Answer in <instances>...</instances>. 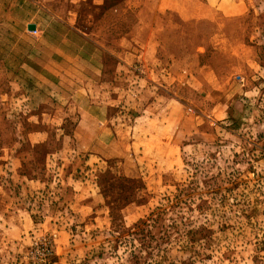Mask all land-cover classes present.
Segmentation results:
<instances>
[{
	"label": "rangeland",
	"instance_id": "374dc122",
	"mask_svg": "<svg viewBox=\"0 0 264 264\" xmlns=\"http://www.w3.org/2000/svg\"><path fill=\"white\" fill-rule=\"evenodd\" d=\"M78 1L0 0V264H264V0Z\"/></svg>",
	"mask_w": 264,
	"mask_h": 264
},
{
	"label": "crops",
	"instance_id": "0c3cea01",
	"mask_svg": "<svg viewBox=\"0 0 264 264\" xmlns=\"http://www.w3.org/2000/svg\"><path fill=\"white\" fill-rule=\"evenodd\" d=\"M21 2V4L27 3V4H31L32 6L35 7V12L38 13L39 11L43 12L44 14L47 15V17H49L50 19H54L55 21H57L58 23H60L61 25H64L65 27H67V29H69V31H71L73 34H75L77 37L87 40V36L86 34L80 32L79 30H76L75 28H72L69 26V22L67 21V17L71 18L73 16V14L65 7V10L61 9L59 11H57V9H55V11H51L50 9H47V7H45L43 2H51V1H55V0H19ZM65 2L68 3V5L70 4H74L76 2H79L78 0H64ZM125 1L120 2L117 5H113L110 6L109 8H107L103 14L96 20V22H101L105 19V17L108 14H111L112 12H115L117 10V8L121 7L124 4ZM44 8H46V10L44 11ZM63 14L66 19L65 21L61 18H59V16L57 14ZM28 25H33L34 26V33L39 32L37 25L31 23V22H25L24 23V30L26 29V27ZM95 51H97L98 53L102 52V49L99 47H95Z\"/></svg>",
	"mask_w": 264,
	"mask_h": 264
},
{
	"label": "water",
	"instance_id": "95a60500",
	"mask_svg": "<svg viewBox=\"0 0 264 264\" xmlns=\"http://www.w3.org/2000/svg\"><path fill=\"white\" fill-rule=\"evenodd\" d=\"M26 30H27V31H30V32H33V31H34V26H33V25H28V26L26 27Z\"/></svg>",
	"mask_w": 264,
	"mask_h": 264
},
{
	"label": "built area",
	"instance_id": "2783aa9c",
	"mask_svg": "<svg viewBox=\"0 0 264 264\" xmlns=\"http://www.w3.org/2000/svg\"><path fill=\"white\" fill-rule=\"evenodd\" d=\"M33 33H34V31H33Z\"/></svg>",
	"mask_w": 264,
	"mask_h": 264
}]
</instances>
